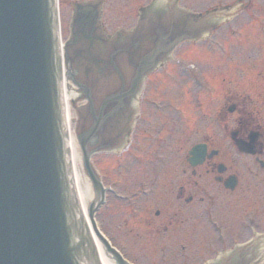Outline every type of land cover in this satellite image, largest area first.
I'll return each instance as SVG.
<instances>
[{"label": "flooded vegetation", "instance_id": "obj_1", "mask_svg": "<svg viewBox=\"0 0 264 264\" xmlns=\"http://www.w3.org/2000/svg\"><path fill=\"white\" fill-rule=\"evenodd\" d=\"M184 1L58 0L72 123L79 139L92 132L101 208L134 216L155 264H190L191 223L241 187L237 156L264 175V6ZM237 221L229 239L217 226L206 264H264V221Z\"/></svg>", "mask_w": 264, "mask_h": 264}, {"label": "water", "instance_id": "obj_2", "mask_svg": "<svg viewBox=\"0 0 264 264\" xmlns=\"http://www.w3.org/2000/svg\"><path fill=\"white\" fill-rule=\"evenodd\" d=\"M64 70L58 0H0V264H103L97 242L129 264L95 221L104 191L86 151L92 132L78 141L95 189L82 210Z\"/></svg>", "mask_w": 264, "mask_h": 264}, {"label": "rangeland", "instance_id": "obj_3", "mask_svg": "<svg viewBox=\"0 0 264 264\" xmlns=\"http://www.w3.org/2000/svg\"><path fill=\"white\" fill-rule=\"evenodd\" d=\"M218 1L222 5L239 4L238 2L236 3V0H187V2H181L180 5L188 4L193 7L195 11H202L206 8L217 5ZM250 5L264 6V0H253ZM69 87L72 95L75 96V86L71 83V86ZM67 90L69 89L67 88ZM71 113L73 115V112ZM75 117L76 116L74 115L73 118ZM71 127L75 134L81 158L79 165L80 175L83 180H86L89 185H91L84 169L82 152L75 133V122L74 124L71 123ZM227 151L237 155L236 151L229 147L227 148ZM103 162V157H97L95 159V168L101 173V175L104 172ZM236 163H238L237 165L242 172L241 187L235 194L224 195L217 198L216 204L218 205L215 209H211V214L205 211L204 216L201 219L191 223V225L194 224V228L191 229L190 257L192 259L190 264H204L206 261L214 257L209 251L213 249L217 241L218 225H222L223 232L227 239H229L228 236L231 233V227L234 226L237 228V220L244 218L246 215H251L255 219L264 221V175H261L259 179L248 177L245 173V169L247 165H252V162H249L246 158L237 156ZM256 184L259 185L256 186ZM249 185L251 186L250 189H248L250 187ZM125 212V207L119 205L115 201L111 202L110 207L106 205L101 208L96 217L100 231L132 264H155L153 259L155 258L156 253L158 257L161 255L158 253L159 248L156 246L155 249V245H151L150 242L153 238L152 240L147 238L148 242L145 243L146 241H143L142 244L141 238L137 237L135 233L134 216H129L125 214ZM126 221H128V226L126 225ZM194 243L195 245L193 246ZM199 256H202L203 259L200 260Z\"/></svg>", "mask_w": 264, "mask_h": 264}, {"label": "bare ground", "instance_id": "obj_4", "mask_svg": "<svg viewBox=\"0 0 264 264\" xmlns=\"http://www.w3.org/2000/svg\"><path fill=\"white\" fill-rule=\"evenodd\" d=\"M161 4V3H160ZM68 85V80H67ZM70 85H68V91L65 95V100L67 102V106H69V109L67 108V120L70 122L72 119V114L69 112L70 110V101L73 98V95L70 91ZM70 147L72 151V160H73V167H74V177H75V184L78 192V198L82 207V210L85 215H87V210L89 207V203L94 200L95 198V191L93 189V183L90 181V184L83 180L82 176L80 175L79 169H80V154L78 145L76 143V139L73 133H71L70 137ZM87 182V183H86ZM97 247L100 254V259L103 264H117L116 261L112 258V256L106 254V251L103 249L102 245L97 242Z\"/></svg>", "mask_w": 264, "mask_h": 264}]
</instances>
